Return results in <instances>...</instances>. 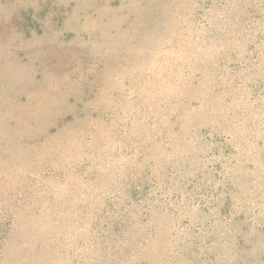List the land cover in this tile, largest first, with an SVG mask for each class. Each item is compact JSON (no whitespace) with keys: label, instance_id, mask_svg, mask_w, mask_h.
Here are the masks:
<instances>
[{"label":"rangeland","instance_id":"374dc122","mask_svg":"<svg viewBox=\"0 0 264 264\" xmlns=\"http://www.w3.org/2000/svg\"><path fill=\"white\" fill-rule=\"evenodd\" d=\"M0 264H264V0H0Z\"/></svg>","mask_w":264,"mask_h":264}]
</instances>
